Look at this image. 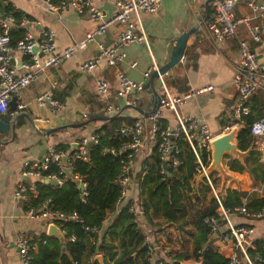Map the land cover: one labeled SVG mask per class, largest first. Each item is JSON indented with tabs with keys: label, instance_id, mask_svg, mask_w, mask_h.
<instances>
[{
	"label": "crops",
	"instance_id": "1",
	"mask_svg": "<svg viewBox=\"0 0 264 264\" xmlns=\"http://www.w3.org/2000/svg\"><path fill=\"white\" fill-rule=\"evenodd\" d=\"M247 1H237L233 8V16L236 20L245 16L250 17L251 24L260 27L261 42L250 46L257 60L262 62L264 59V19L251 16L246 7ZM257 1L264 4V0ZM92 2L105 18L112 16L115 12L113 0H92ZM2 3L5 5L3 6ZM6 5L19 12L23 18L25 17L24 19L33 22L30 26L19 28L23 31V35L28 32L34 37H38L43 31H52L54 47L58 51L82 42L87 34H92L96 30L98 25V22L89 19L86 15L76 14L70 8L57 13L51 12L43 0H4L1 2L2 8ZM209 12L210 7L205 0H197L193 4L188 0H161L156 13L141 14L138 21L134 19V33L144 36L146 44L129 43L124 46L121 50L124 56L115 67H108L104 62H100L90 74H84L79 70L81 63L92 60L97 54V43H101L105 47H111L114 44L123 29V26L117 23L108 26L102 35L95 36L85 44L84 49L75 51L70 58L55 67L40 72L26 89L20 91L17 97L12 98L15 106L20 104L21 109L16 110L15 107L14 112L8 111L5 114L7 117L13 116L15 112H22L30 118L34 128L39 132L53 131L47 136L35 135L28 132L22 126L23 120L19 119V127L14 131L13 136L0 132V264H20L14 246L15 238L19 234L25 235L33 243H38L39 235L54 238L47 236L48 226L45 220L27 216L23 210V202L15 200L12 196L15 185L22 182L19 175L22 162L39 160L48 147L57 145L69 146V150L65 152L68 153L72 150V146H76V142L80 138L88 137L96 128L105 123L106 120L98 121L97 118H109L105 114L107 106H111L113 109L111 116L131 119L142 116L133 108L125 107L122 101L114 96L117 86L116 72L124 74L143 86V91L138 94L134 108H137L141 99H144L142 108L138 109L145 111L147 105L152 109L151 94H147V88H145L150 75L144 79L143 73L152 65L159 67L164 64L170 52L169 42L194 25L199 24L202 27L207 21V19L204 21V17L207 15L208 18ZM2 15L3 13L0 11V16ZM245 38L246 32L242 24H238L233 36L215 44L207 42L202 38L200 31L196 30L186 40L185 50L182 54L183 61L178 62L163 77V84L171 95L211 87V92L190 98L178 107L177 111L180 116L191 117L204 124L213 135V139L220 137V130L231 124L228 123L231 118L230 107L235 99L231 80L238 62V41ZM16 61H20L17 56L12 59L14 65ZM176 67L180 70L181 76L175 72ZM101 79H104L108 84V92L103 97L98 95L95 88L96 82ZM170 80L177 83L170 85ZM155 84L156 80L152 79L153 87ZM44 92L49 93L52 100L59 106V109L53 113L48 107H41L36 102L37 96ZM156 93L160 96L159 88L156 89ZM254 96L261 99L264 97L260 91H257ZM99 102L104 105V113L102 111L103 115L100 116L96 115L99 111L97 106ZM83 118L88 119V122H84ZM160 119L166 126L175 124L174 117L169 110H162ZM235 136L231 141L234 146ZM253 148L259 154L258 160L264 164V142L256 148L254 140ZM151 152L147 146H143L134 155L135 180L141 169V162L148 158ZM245 154L237 151L235 146V152L225 153L219 162V167H214L210 165V153L208 164L210 182L220 201L225 196V192L230 190L244 193L247 199L253 194L257 198L264 196L262 189L252 187L250 177L245 171L234 172L226 166L228 159H235L241 163ZM30 182L32 181L25 183ZM189 182V186L194 192L195 189L201 188L204 181L192 175ZM136 194L137 199L144 201V192L142 193L137 188ZM208 195H211L210 190L204 192L200 197L208 199ZM246 197L242 199L241 205H245ZM119 208H115L114 212H117ZM146 213L150 218V211L146 212V210L142 216L129 214L132 215L135 229L142 235L143 245L146 244L151 248L148 253L149 259L152 263H158L159 260H166L165 254L171 246L178 248V243L175 240L176 232L173 227H164L162 231H159L156 222L160 220L151 218V222H149L144 216ZM112 218L113 216L103 221L99 235L109 225ZM228 221L232 226L243 225L251 228L252 234L248 237L249 240L264 238V221L247 220L237 214H229ZM58 223L55 222L54 226L62 239V233L57 227ZM188 227L190 226L187 225L186 228L189 229ZM166 233L171 235L169 241L165 239ZM210 235L208 234V238ZM145 238L148 239L147 243L144 242ZM57 240L61 242L59 239ZM112 243L115 245L116 241ZM208 244L213 245L222 257L229 252L228 247H220L216 239ZM208 244L205 242V245ZM162 248H165V253H162ZM116 252L118 253V250ZM96 256L102 259L100 254H95L89 258L88 263L97 262ZM198 262L183 261L185 264H198Z\"/></svg>",
	"mask_w": 264,
	"mask_h": 264
},
{
	"label": "built area",
	"instance_id": "2",
	"mask_svg": "<svg viewBox=\"0 0 264 264\" xmlns=\"http://www.w3.org/2000/svg\"><path fill=\"white\" fill-rule=\"evenodd\" d=\"M49 11L57 13L70 8L78 15H86L89 19L98 22L96 30L92 34H87L84 40L76 45L58 51L54 47V34L52 31H43L38 37H34L25 32L23 37L16 41L13 46L9 45L8 32L10 29V18H4L0 21V116L8 113V103L13 97H17L19 92L26 89L36 76L48 68L60 64L62 61L70 58L77 50L85 48V44L100 36L111 24L117 23L123 26L122 31L118 34L114 44L111 47H105L101 43L96 44L97 54L92 60L83 62L79 65V70L84 74H90L100 62H104L108 67H115L122 60V48L129 43L146 44L142 35L134 33V19L138 21L141 14H153L159 9L161 0H113L115 12L112 16L105 18L98 10L92 0H60L53 3V0H43ZM197 0H188L194 3ZM210 7L207 21L203 26H199L197 31L203 39L211 43H220L225 38L234 35L238 24L245 28L246 38L238 41V62L236 70L231 80V86L235 93V99L230 107V115L233 122L227 127L222 128L220 135L232 133L234 137L236 132L243 126V120L250 110L245 104L248 98L257 91L264 95V59L259 62L251 44L261 42V29L257 25L251 24L250 17H242L236 20L233 16V8L238 0H205ZM246 7L253 18L264 19V4L257 0H248ZM33 22L21 18L17 24L18 28L26 25H32ZM35 48V52L32 49ZM39 54H41L39 56ZM17 56L19 65L16 66L12 59ZM183 61V57L179 62ZM157 67L152 65L150 69L143 73L146 79L151 72H155ZM117 86L114 96L121 100L127 108H134L137 102V96L143 91V86L129 79L124 74L116 72ZM163 75L158 77L160 81V96L158 106L150 112L135 119L129 125H123L113 130L112 138L121 139L115 147L105 148L104 154H109L118 158V173L114 183L119 187L116 199V208L125 206L128 213L137 216L144 214L143 201L137 199V179L134 178V155L147 146L149 151H154L159 157L161 168L159 174L166 172L168 166L175 169L179 165L178 155L180 144H184L193 157V175L199 177L208 186L213 199L217 204V214L224 221V227L218 228L216 220L212 217L205 218L203 223L208 227L209 233H217L216 240L220 247H228V254L223 258L226 264H253L246 255V247H250L248 237L252 234L249 227L232 226L228 221V212L221 206L219 196L213 189L210 179L209 162L212 151L211 143L214 140L213 135L208 128L191 117H183L178 113V107L190 98L211 92V87L198 88L178 95H171L163 84ZM96 92L100 96H105L108 92V84L104 79L96 82ZM36 102L41 107H48L53 113L59 109L58 104L52 100L49 93H42L37 96ZM17 105V104H16ZM16 110L21 109L18 104ZM169 110L175 120L173 126H162L161 112ZM105 114L110 117L113 114L111 106L105 108ZM249 134L255 140L256 148L264 142V116L253 121L249 127ZM96 143V137L91 134L86 138H80L76 146L68 153L58 152L54 147H48L41 159L36 161H23L20 168V178L22 182L17 183L12 191V196L17 201L26 202L27 194L36 196L33 186L35 181L54 182L56 186H61L64 181L70 179L76 186L81 185V198L85 196V184L81 182L78 175L72 174V164L75 161H87V148L90 144ZM66 158L65 168L68 170L67 175L61 165V159ZM203 157H205L203 159ZM54 165L57 169L56 174L43 173ZM139 176L143 172L139 171ZM32 181L25 183L23 180ZM28 184V186H26ZM234 214L242 216L252 221H264V210L247 212L244 205L236 207L232 211ZM29 217L44 219L47 226L59 222L58 228L65 221L81 222L75 213L61 214L50 212L46 209L34 211L32 208L25 210ZM84 231L96 232L95 228H83ZM60 230V228H59ZM61 232V230H60ZM72 242L73 237L68 238ZM148 239H144V242ZM147 243V242H146ZM14 246L20 264H28L30 254L35 253L37 243L31 242L23 234L16 236ZM147 251L151 250L146 245ZM158 248H160L158 246ZM165 253V248L161 249ZM148 263H152L150 259ZM162 260H159V262ZM158 262V263H159ZM90 264V262H89ZM153 264V263H152Z\"/></svg>",
	"mask_w": 264,
	"mask_h": 264
},
{
	"label": "trees",
	"instance_id": "3",
	"mask_svg": "<svg viewBox=\"0 0 264 264\" xmlns=\"http://www.w3.org/2000/svg\"><path fill=\"white\" fill-rule=\"evenodd\" d=\"M59 1L53 0V3ZM1 2L4 0H0V11L5 18L11 20L8 36L9 45L13 46L23 37V31L17 26L23 17L9 5L2 8ZM175 72L181 76L178 67L175 68ZM175 83L177 82L169 81L170 85ZM254 94L245 103L250 113L244 118L243 126L235 136L237 151L246 154L241 163L235 159H228L226 166L234 172L245 171L250 177L252 187L262 189L264 193V164L258 160L259 154L253 148L254 139L249 134L251 123L264 116V97L261 99ZM142 103L144 99L138 102L137 108H142ZM97 106L99 111L96 115H103L104 105L99 102ZM150 110L147 105L145 111ZM83 119L84 122H88V119ZM134 121L135 119L131 118L111 116L93 131L96 143L88 146L87 161H75L72 164V174L78 175L85 184L86 194L83 198L80 196V190L70 179L64 181L61 186L54 187L45 184L44 181L33 183L36 196L27 194L23 210L32 208L34 211L46 209L61 214L75 213L81 222H63L59 227L62 233L61 242L39 235L36 252L30 254L28 264H89V258L95 254L102 256V264H152L147 261L149 252L146 244L143 245L142 235L135 229L132 215L127 212V208L122 206L114 212L119 192V187L114 183L119 168L118 158L103 153L105 148L115 147L117 142L121 141L112 138L113 130ZM232 122L233 119L229 118L228 123ZM161 124L164 126L162 122ZM179 146V165L175 169L168 166L165 173L159 174L161 163L154 150L141 162L140 171L143 172V176L140 177L139 173L136 176L138 189L145 193L144 211H150V218L147 213L144 215L146 219L149 222L151 218L160 220L156 222L159 231L164 227H173L176 232L178 248L171 246L165 254L166 260L153 264H185L183 261L188 260L199 261L198 264H226V260L217 253L213 245H205L209 229L203 220L214 218L221 232L225 223L217 214V204L212 196L210 195L208 199L200 197L209 191L205 182L200 189L197 188L194 192L191 190L189 181L193 175V157L184 144ZM54 149L66 152L69 146L57 145ZM56 173L57 169L51 165L43 176ZM245 197L244 193L237 190L226 191L221 206L228 215L234 214L233 209L240 206ZM244 206L247 212L264 210V196L257 198L254 194L250 195L249 199L246 197ZM112 216L109 225L99 235L103 221ZM187 225L190 226L189 229L186 228ZM84 227L95 228L98 231H84ZM170 236L166 233L165 239L169 241ZM70 237H73L72 242L68 241ZM113 241H116L115 245ZM250 245L245 249L248 258L253 264H264V238L252 239ZM90 264L97 262L91 261Z\"/></svg>",
	"mask_w": 264,
	"mask_h": 264
},
{
	"label": "water",
	"instance_id": "4",
	"mask_svg": "<svg viewBox=\"0 0 264 264\" xmlns=\"http://www.w3.org/2000/svg\"><path fill=\"white\" fill-rule=\"evenodd\" d=\"M4 6L5 4L2 3ZM207 15L204 17V21H206ZM4 20V15L0 16V21ZM200 25H194L191 27L189 30L186 32H182L178 37L174 38L172 41L169 42L170 44V52L168 55V58L162 64L161 66L157 67V70L154 72H151L147 84L145 85V88H147V94H151V102L153 103V107L151 111H153L159 104V96L156 93V89L160 88V81L158 80V77H162L169 71L172 67H174L182 57V54L185 50V43L187 38L196 32L197 28ZM32 52H35V48L32 49ZM41 54H39L40 56ZM16 66L19 65V61H16ZM152 79L156 80L155 87L152 85ZM138 114L144 115L145 111L140 110L138 108H133ZM8 111L14 112L15 111V102L14 99H11L8 103ZM22 119L23 120V125L28 132H32L35 135H40V136H47L49 135L53 130H44V132H39L37 129L34 128V124L30 120V118L22 112H15L13 116L7 117L6 115H1L0 117V132H5L8 136H13V133L16 129H18L19 124L18 120ZM98 121H103V120H108V118H102L99 117L97 118ZM80 126V125H79ZM233 139L232 133H228L226 135H222L220 137L215 138L212 143V151H211V163L210 165L214 167H219V162L222 158V156L227 153V152H235V146L231 144V141ZM75 146H72L71 149L73 150ZM40 159V158H39ZM61 165L64 168V172L68 174V170L65 168L66 166V158L63 157L61 159ZM24 182H28L27 179L23 180ZM45 184H49L50 186H56V184L52 181L47 182L44 181ZM78 189L81 190V185L78 184ZM47 236L49 237H54L59 239L60 241L62 240L60 238L58 230L55 228L54 225H50L47 228ZM217 233H213L209 236V238L206 241V244L210 243L212 240L216 239ZM95 260L97 261L98 264H101V257L96 256Z\"/></svg>",
	"mask_w": 264,
	"mask_h": 264
},
{
	"label": "rangeland",
	"instance_id": "5",
	"mask_svg": "<svg viewBox=\"0 0 264 264\" xmlns=\"http://www.w3.org/2000/svg\"><path fill=\"white\" fill-rule=\"evenodd\" d=\"M209 196V195H208Z\"/></svg>",
	"mask_w": 264,
	"mask_h": 264
}]
</instances>
